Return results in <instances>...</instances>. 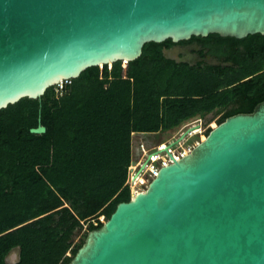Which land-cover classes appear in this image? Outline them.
<instances>
[{"label":"water","instance_id":"water-1","mask_svg":"<svg viewBox=\"0 0 264 264\" xmlns=\"http://www.w3.org/2000/svg\"><path fill=\"white\" fill-rule=\"evenodd\" d=\"M213 34L264 35V0H0V110L89 68L133 62L145 44ZM30 132L45 133L40 120ZM69 264H264V101L119 203Z\"/></svg>","mask_w":264,"mask_h":264},{"label":"trees","instance_id":"trees-1","mask_svg":"<svg viewBox=\"0 0 264 264\" xmlns=\"http://www.w3.org/2000/svg\"><path fill=\"white\" fill-rule=\"evenodd\" d=\"M180 45L197 60L165 56ZM54 89L0 110V264L16 247L18 264H69L100 218L130 200L134 137L252 113L264 101V35L148 43L125 68H89ZM39 120L45 133L32 134Z\"/></svg>","mask_w":264,"mask_h":264},{"label":"built area","instance_id":"built-area-1","mask_svg":"<svg viewBox=\"0 0 264 264\" xmlns=\"http://www.w3.org/2000/svg\"><path fill=\"white\" fill-rule=\"evenodd\" d=\"M111 68V66H109ZM109 68V69H110ZM123 68L125 64L123 63ZM70 84V80L61 81L56 86L59 90L56 94L60 96L67 85ZM199 124L196 127H191L192 124ZM188 133L184 139L179 138ZM206 131L205 127H202L201 120H195L188 124L183 125L180 129L175 132V136L169 137V140H163L158 143L146 144L141 140H136L135 137L132 139V157L131 163L128 167L127 180L125 186L129 188L130 199L135 197L139 193H144L149 184L157 177L161 168L166 167L178 161L187 155L199 141L189 143L190 139L197 135L204 136ZM202 139L204 137H201ZM104 217L100 218V222H104Z\"/></svg>","mask_w":264,"mask_h":264},{"label":"rangeland","instance_id":"rangeland-1","mask_svg":"<svg viewBox=\"0 0 264 264\" xmlns=\"http://www.w3.org/2000/svg\"><path fill=\"white\" fill-rule=\"evenodd\" d=\"M195 50H196V47L194 45H188V46H185V45H180V46H174L172 47L171 49L169 50H165L164 51V54L167 58H172V59H175V60H178V61H186V62H195L197 60V56L195 55ZM110 67L108 66V69ZM122 68H123V64H122ZM55 89V92L57 90H59V88L57 87H54ZM218 118V116H209L206 118V123L205 124H209L210 128H214L217 124H216V119ZM204 122V121H203ZM201 121V125L202 127H205V124ZM199 124H192L191 127H196L198 126ZM185 132H186V129H185ZM175 133H162V134H156V135H144V136H137L135 139L137 140H141L143 141L144 143L146 144H151V143H158L160 141H163V140H169L171 136H173ZM203 135V134H202ZM201 134L200 135H197L195 136L194 138L190 139L189 143H193L195 141H202L203 139L201 138L202 136ZM175 136V135H174ZM205 138V135L202 136ZM105 222V221H104ZM81 234L82 232L75 238V242H78V240L80 239L81 237ZM5 241L6 240H0V247L2 246H5Z\"/></svg>","mask_w":264,"mask_h":264},{"label":"flooded vegetation","instance_id":"flooded-vegetation-1","mask_svg":"<svg viewBox=\"0 0 264 264\" xmlns=\"http://www.w3.org/2000/svg\"><path fill=\"white\" fill-rule=\"evenodd\" d=\"M207 61L210 62V63H214L215 61L210 59V58H207ZM210 127V126H209Z\"/></svg>","mask_w":264,"mask_h":264},{"label":"bare ground","instance_id":"bare-ground-1","mask_svg":"<svg viewBox=\"0 0 264 264\" xmlns=\"http://www.w3.org/2000/svg\"><path fill=\"white\" fill-rule=\"evenodd\" d=\"M202 137V136H201ZM203 140H204V138H203Z\"/></svg>","mask_w":264,"mask_h":264}]
</instances>
